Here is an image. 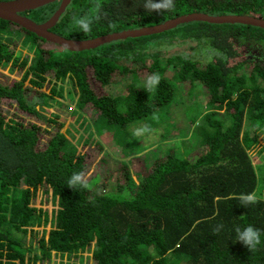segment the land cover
<instances>
[{
    "label": "trees",
    "instance_id": "obj_1",
    "mask_svg": "<svg viewBox=\"0 0 264 264\" xmlns=\"http://www.w3.org/2000/svg\"><path fill=\"white\" fill-rule=\"evenodd\" d=\"M58 4L22 14L42 22ZM143 4L144 0H71L51 30L85 39L189 12L264 18V0H174V8L161 13L149 12ZM82 14L99 16L89 33L74 26L73 17ZM0 36L13 38L0 40V65L25 69L18 80L0 81V100H12L17 111L37 116L36 106L53 96L41 92V87L44 90L53 81L51 89H55L62 83L65 92L75 96L79 126L91 128L99 122L112 134L119 132V141L126 147L140 142L128 141L122 129L148 121L171 102V79L185 81L186 87L200 83L207 99L196 126L195 145H188L180 131L171 127L161 138L168 141L172 132L171 138L179 139L177 145L156 149L143 164L138 161L144 159L134 157L125 165L112 161L118 168L113 192L125 187L127 198L93 194L79 184L68 187L72 174L83 172L86 152L70 145L59 127L43 129L47 138L42 146L37 121L26 125L6 119L0 109V264H35L51 251H77L88 248L93 240L94 264H264V166L259 173L249 156V149L258 143V132L264 129V28L199 20L70 51L0 18ZM183 42L180 62L170 64L169 56L179 60L178 46ZM18 43L33 50L30 61L28 54L17 53ZM46 44L52 47L45 48ZM172 44L179 45L170 48ZM151 73L161 79L148 92L144 79ZM124 74L130 82L123 84L121 92L114 91L109 84ZM33 88L39 96L30 102ZM47 189L57 198L54 223L47 237L39 239L40 254H32L10 228L43 223L46 211L30 203ZM251 192L256 193L257 202L242 206L238 197ZM249 224L261 232L260 244L251 251L236 241L234 230ZM218 225L222 227L217 232Z\"/></svg>",
    "mask_w": 264,
    "mask_h": 264
},
{
    "label": "rangeland",
    "instance_id": "obj_2",
    "mask_svg": "<svg viewBox=\"0 0 264 264\" xmlns=\"http://www.w3.org/2000/svg\"><path fill=\"white\" fill-rule=\"evenodd\" d=\"M7 34L6 36H8ZM3 37L0 38V40L13 39ZM148 40L149 39H145L143 41L147 43L149 47H153L152 42H149ZM180 44L184 45H170V48L171 46H178L179 55L181 54L180 52L182 47L186 45V42ZM44 46L45 48L52 47L50 44H46ZM16 49L19 55L28 54V61H30L33 50L30 49L28 44L18 43ZM252 50L254 54L260 56V50L258 48H254ZM194 51L196 52V49ZM169 57L171 58L170 64L178 63L182 58L181 55L179 56V60L173 59L174 57L172 56ZM161 59L165 62V58ZM24 70L25 69H22V71H20L18 70V67L10 66L8 64L0 65V81L6 82L10 79L18 80L22 77ZM29 78L30 76L25 79L26 84L29 83ZM126 82H130V78L127 74H124L122 76H117V82L111 83L109 86H111L114 91L121 92V88ZM95 83L96 81H93V84L97 87ZM52 84L53 81L48 85H44V90H42L41 87V92H44L47 96L50 94L53 96L45 100V103L36 106L37 116H35V114L17 111L15 102L9 99L0 100V102L2 101L0 109L6 116V119L13 118L14 120L22 122L26 125L32 124V120L37 121V123L41 125L39 126L42 128V132L41 129L39 130L38 139L39 144L42 146L45 145L47 138L43 129L46 130L59 127V130L67 137V141L70 145L83 149L86 152L87 156L85 166L81 174L85 177L88 187L93 194L106 192L107 195L118 196L121 198L129 197V191L125 187L120 192H113L116 188L115 180L118 168L112 164V161H119L120 164L125 165L130 158L134 157L144 159V161L147 162L150 156L155 154L154 151L156 149L163 150L166 146H168L167 144L176 143L177 145L179 139L171 138L172 136L170 135L172 132L168 136V141L164 140L163 137L161 138V134L164 130L168 132L169 128L174 127L175 129L173 130L176 132L180 131V134L183 136L182 139H186L188 145H195L197 143L195 130L197 124L202 120L201 118L207 102L205 90H203L200 83L195 82L189 87H186L185 81L171 79L173 88V98L171 102L162 107L159 112L153 114L148 121L133 122L127 124L122 129L127 135L126 138L128 141L140 142V145L134 144L128 147L119 141V132L114 133L115 130H113L112 134L110 131L112 129L108 131L104 128V125L99 122L95 125L92 123L91 128L83 129L79 126V117H77L79 111L75 106V96H72L71 98L70 95L65 92L64 84L59 83V85L54 87L55 89H51L53 88ZM59 91L61 94H59ZM102 91L103 90L101 88L98 90V92ZM32 92L33 93L29 97L30 102L36 101L39 96L37 89L33 88ZM152 118H159V120L152 124L150 122L152 121ZM245 123L246 122H244V124ZM141 126L148 127L150 131L139 138L133 136L132 129ZM91 138H95L96 140L88 144V141L91 140ZM82 142L85 143L81 145ZM133 147L135 150L132 152L130 149ZM117 151L121 152L120 155L117 154ZM195 151L196 150L194 149L190 152V154L192 155ZM249 156L256 167V170L260 173V167L264 166V129L258 132V143L249 149ZM138 162H140V164L143 163L142 160H139ZM261 194L264 195V191L261 192ZM56 204L57 198L53 197L51 189H47V191L43 190L37 199L31 201L30 203L31 207H34L37 210L42 209L46 211V213L42 214V220L45 219L43 223L41 222L38 225L34 224L32 226L28 225L26 227L10 228L11 234L19 238L27 247V252L32 254L33 252H36L40 254L39 239L41 237L46 238L48 231L53 227V209L57 207ZM94 248L95 242L93 240L92 244L88 248L79 249L77 251L63 253L51 251L49 257L41 260L38 258L35 264H94L92 260V251ZM25 264L32 263L30 261H25Z\"/></svg>",
    "mask_w": 264,
    "mask_h": 264
},
{
    "label": "water",
    "instance_id": "obj_3",
    "mask_svg": "<svg viewBox=\"0 0 264 264\" xmlns=\"http://www.w3.org/2000/svg\"><path fill=\"white\" fill-rule=\"evenodd\" d=\"M58 1V7L44 21L37 22L22 12L39 8L43 5ZM71 0H0V18L16 23L70 51H83L99 47L103 44L125 39L160 33L180 24L192 21H207L210 23H241L264 28V18L248 14H207L189 12L169 18L157 24L136 28H125L85 39H72L51 30Z\"/></svg>",
    "mask_w": 264,
    "mask_h": 264
},
{
    "label": "clouds",
    "instance_id": "obj_4",
    "mask_svg": "<svg viewBox=\"0 0 264 264\" xmlns=\"http://www.w3.org/2000/svg\"><path fill=\"white\" fill-rule=\"evenodd\" d=\"M174 0H144L143 7L149 12L161 13L164 11H170L174 8ZM99 8V4L96 5ZM99 16H91L89 14H82L79 16L73 17L74 26L84 33H89L91 31V26L98 20ZM160 75L158 73H151L146 75L144 79V89L148 92L154 90L160 82ZM150 131V129L146 126H141L138 128L132 129V135L139 138L142 137L145 133ZM81 185L85 188L88 187L87 181L83 174L81 173H73L70 179L68 180V187H74L76 185ZM242 206H246L248 204H255L257 202V196L255 192L251 193H242L238 197ZM222 227V225H218L215 229L217 232ZM236 232V241L241 242L244 246H246L250 251L255 249L257 245L260 244L261 240V232L259 229L253 227L252 225H247L243 228L237 226L235 227Z\"/></svg>",
    "mask_w": 264,
    "mask_h": 264
},
{
    "label": "crops",
    "instance_id": "obj_5",
    "mask_svg": "<svg viewBox=\"0 0 264 264\" xmlns=\"http://www.w3.org/2000/svg\"><path fill=\"white\" fill-rule=\"evenodd\" d=\"M142 161H143V163H144V160H142ZM139 163H140V162H139ZM143 163H142V164H143Z\"/></svg>",
    "mask_w": 264,
    "mask_h": 264
}]
</instances>
